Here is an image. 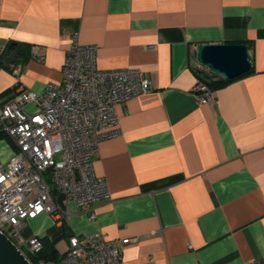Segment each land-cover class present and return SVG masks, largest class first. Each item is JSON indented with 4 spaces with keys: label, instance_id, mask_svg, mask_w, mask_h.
Returning a JSON list of instances; mask_svg holds the SVG:
<instances>
[{
    "label": "crops",
    "instance_id": "1",
    "mask_svg": "<svg viewBox=\"0 0 264 264\" xmlns=\"http://www.w3.org/2000/svg\"><path fill=\"white\" fill-rule=\"evenodd\" d=\"M74 41L96 47L99 70L138 69L150 91L116 106L118 134L92 160L110 199L69 201L67 219L39 215L23 239H134L123 264L264 259V0H0V55L12 45L21 67L18 80L0 69V105L18 82L39 94L61 84ZM202 44H244L251 56V72L205 104L192 90L207 73ZM3 139L0 163L15 150Z\"/></svg>",
    "mask_w": 264,
    "mask_h": 264
},
{
    "label": "built area",
    "instance_id": "2",
    "mask_svg": "<svg viewBox=\"0 0 264 264\" xmlns=\"http://www.w3.org/2000/svg\"><path fill=\"white\" fill-rule=\"evenodd\" d=\"M95 53V46L72 42L61 84L49 83L39 94L18 82L11 99L0 105V136L15 148L9 161L0 163V232L25 248L26 253L16 245L27 259L32 257L30 264H123V246L134 240L71 235L61 258L50 261L38 257L41 238L20 234L28 220L42 214L67 219L69 201L83 207L110 199L106 182L93 173L92 160L100 141L118 134L116 106L148 93L150 83L138 69H97ZM10 70L18 80L21 67L10 65ZM192 90L198 103L212 101V90L203 83Z\"/></svg>",
    "mask_w": 264,
    "mask_h": 264
},
{
    "label": "water",
    "instance_id": "3",
    "mask_svg": "<svg viewBox=\"0 0 264 264\" xmlns=\"http://www.w3.org/2000/svg\"><path fill=\"white\" fill-rule=\"evenodd\" d=\"M195 60L211 75L224 80L236 79L251 70V56L244 44L198 45ZM0 264H30L22 251L1 232Z\"/></svg>",
    "mask_w": 264,
    "mask_h": 264
},
{
    "label": "trees",
    "instance_id": "4",
    "mask_svg": "<svg viewBox=\"0 0 264 264\" xmlns=\"http://www.w3.org/2000/svg\"><path fill=\"white\" fill-rule=\"evenodd\" d=\"M10 53H11V50L8 49V50H5L0 55V68L7 70L9 72H11L10 65H17L16 62L14 61V59H12V57L9 56ZM26 56L27 55H25L24 58H26ZM250 72H251V70L248 73H246V74H244V75H242L236 79L244 77L245 75L249 74ZM195 74L198 78V81L203 83L204 85H206L211 90L221 88V87L225 86L226 84L236 80V79L224 80L220 77L213 76L210 73H197L196 72ZM0 138H2V137L0 136ZM41 240L43 242V248H42V251L39 253L38 257L43 258L45 260L57 261L58 255H57L56 249H55L56 241L51 242V241H47L45 239H41ZM27 256H28V259L30 260V263H33L32 257H30L29 255H27Z\"/></svg>",
    "mask_w": 264,
    "mask_h": 264
},
{
    "label": "rangeland",
    "instance_id": "5",
    "mask_svg": "<svg viewBox=\"0 0 264 264\" xmlns=\"http://www.w3.org/2000/svg\"><path fill=\"white\" fill-rule=\"evenodd\" d=\"M207 73H208V71H207ZM4 139H5V138H4ZM4 139H3V140H4ZM5 140H7V139H5ZM23 229H24V228H23ZM23 229L20 231L21 236H23V234H22ZM16 245H17V246H18V247H19L24 253H26L24 247H21V245L17 244V242H16ZM55 249H56V253H57V255H58V259L61 258V256H62V251H63L62 243H61V242L57 243V244L55 245Z\"/></svg>",
    "mask_w": 264,
    "mask_h": 264
}]
</instances>
